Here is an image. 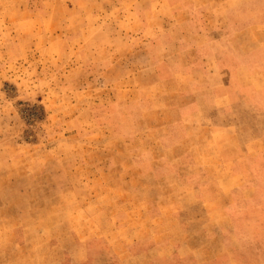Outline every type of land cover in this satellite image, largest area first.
Returning a JSON list of instances; mask_svg holds the SVG:
<instances>
[{
	"label": "rangeland",
	"instance_id": "rangeland-1",
	"mask_svg": "<svg viewBox=\"0 0 264 264\" xmlns=\"http://www.w3.org/2000/svg\"><path fill=\"white\" fill-rule=\"evenodd\" d=\"M0 264H264V0H0Z\"/></svg>",
	"mask_w": 264,
	"mask_h": 264
}]
</instances>
